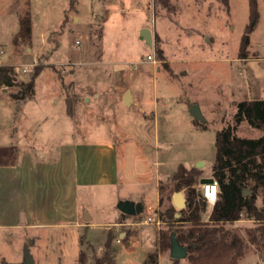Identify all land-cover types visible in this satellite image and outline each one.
<instances>
[{
	"label": "rangeland",
	"instance_id": "rangeland-1",
	"mask_svg": "<svg viewBox=\"0 0 264 264\" xmlns=\"http://www.w3.org/2000/svg\"><path fill=\"white\" fill-rule=\"evenodd\" d=\"M169 1L78 0L71 10V0H0V67L13 82L0 88V264H23L27 248L35 264H79L81 252L85 264L107 252L114 264H173L159 246L169 230L159 219V182L181 164L201 165L202 179L212 178L217 132L236 125L239 103L264 101V0L245 59L249 0ZM21 16L31 39L15 44ZM31 65L30 74L17 72ZM37 66L33 98L18 101ZM194 105L205 119L198 126ZM235 133L263 135L246 121ZM98 145L114 146V184L77 187L102 177ZM121 201L144 211L125 216ZM256 226L246 215L226 225L246 245L238 264H264L247 235Z\"/></svg>",
	"mask_w": 264,
	"mask_h": 264
},
{
	"label": "trees",
	"instance_id": "trees-1",
	"mask_svg": "<svg viewBox=\"0 0 264 264\" xmlns=\"http://www.w3.org/2000/svg\"><path fill=\"white\" fill-rule=\"evenodd\" d=\"M228 4V0H223ZM165 8L170 7L169 0H155ZM77 0H71V10L76 7ZM259 20L257 0H249V23L245 29L240 46V58H247L250 35ZM31 21L21 16L19 30L14 37L15 44L31 39ZM161 55L160 52H158ZM37 66L29 82L21 83L15 98L31 99L35 92L36 79L42 72ZM9 69L0 67V88L12 86ZM246 121L250 126L262 131L260 138H242L236 135V126ZM198 126L200 121H195ZM235 126H228L216 134L215 159L212 166V178L218 183L219 197L212 208L209 220L203 221L207 211L205 198L200 190L202 170L197 167L180 165L166 181L158 185L159 205L164 207L159 219L169 225L167 232L159 234V246L162 250L171 249V235L175 234L181 245L189 247L187 260L190 264H238L245 257L244 239L235 231L226 228L241 220L243 215L257 224L254 230L247 232L249 241L257 247L259 258L264 260V206L257 204L259 190L264 189V101L254 100L241 102L237 106ZM245 190H250L245 195ZM184 192L186 208L178 213L172 205L173 195ZM112 234L109 235L106 247L112 246ZM181 260H173L180 264ZM86 263L84 252L80 254V263ZM109 252L95 264H114Z\"/></svg>",
	"mask_w": 264,
	"mask_h": 264
},
{
	"label": "water",
	"instance_id": "water-1",
	"mask_svg": "<svg viewBox=\"0 0 264 264\" xmlns=\"http://www.w3.org/2000/svg\"><path fill=\"white\" fill-rule=\"evenodd\" d=\"M140 37L144 40L150 47H153V33L150 29H143L141 30ZM132 102V95L130 90H127L124 95V104L129 106ZM190 114L196 119V121H204V117L200 111L198 105H194L190 109ZM201 165H198L197 168H200ZM213 178L210 179H202L200 184H207L212 183ZM251 193L250 190H245V195H249ZM172 202L174 207L181 211L186 208V199L183 192H177L173 195ZM118 209L125 215V216H136L141 214L144 211V206L140 203H135L131 201H121L118 203ZM176 217H180V213L176 214ZM90 217L87 215L84 216L83 220L88 221ZM171 258L173 260H184L188 257L189 254V247L181 245L178 242V239L175 234L171 235V249H170ZM23 264H35L29 249L25 250V261Z\"/></svg>",
	"mask_w": 264,
	"mask_h": 264
},
{
	"label": "crops",
	"instance_id": "crops-1",
	"mask_svg": "<svg viewBox=\"0 0 264 264\" xmlns=\"http://www.w3.org/2000/svg\"><path fill=\"white\" fill-rule=\"evenodd\" d=\"M78 3V0H77ZM76 3V5H77ZM76 10V8H75ZM70 17L76 18L74 15L70 14ZM32 27V26H31ZM98 150H96L98 153V158L99 160L102 159L105 160L104 164V170H102L101 176L99 178V172H97L98 179L97 180H87L86 182L83 180H77V187L85 186L86 184H92L94 186H99V187H110L114 184V171H113V163H114V146L113 145H98ZM68 147H73V146H68ZM67 148V147H66ZM63 148V149H66ZM107 162V163H106ZM112 163V166H110ZM100 171V170H99ZM101 172V171H100ZM159 203V199H158ZM173 203V202H172ZM212 211V208H211ZM211 214V212H210ZM120 236H124V234H120Z\"/></svg>",
	"mask_w": 264,
	"mask_h": 264
},
{
	"label": "built area",
	"instance_id": "built-area-1",
	"mask_svg": "<svg viewBox=\"0 0 264 264\" xmlns=\"http://www.w3.org/2000/svg\"><path fill=\"white\" fill-rule=\"evenodd\" d=\"M3 54H4V51L2 49H0V58L2 57ZM148 60L155 62L152 55L148 56ZM33 69H34V65H31L29 67L19 66L17 68V72L20 71L22 74H30L33 71ZM200 190H201V193H202L203 197L205 198L206 202L213 207L215 205V203L217 202L218 197H219L218 183L215 180H213L212 183L200 184ZM148 221H153V220H152V218H148ZM157 223L159 225L160 221L158 220ZM118 242H120V241H118Z\"/></svg>",
	"mask_w": 264,
	"mask_h": 264
}]
</instances>
